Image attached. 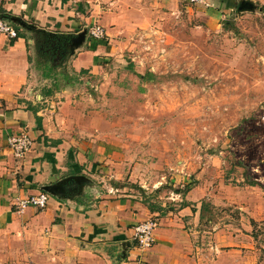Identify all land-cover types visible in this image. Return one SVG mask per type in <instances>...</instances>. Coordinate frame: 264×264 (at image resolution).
Masks as SVG:
<instances>
[{"label": "rangeland", "instance_id": "rangeland-1", "mask_svg": "<svg viewBox=\"0 0 264 264\" xmlns=\"http://www.w3.org/2000/svg\"><path fill=\"white\" fill-rule=\"evenodd\" d=\"M249 1L178 0L101 42L89 26L90 45L108 51L83 75L81 105L126 163L122 182L159 214L179 211L187 194L192 208L214 205L187 224L193 264H264V0Z\"/></svg>", "mask_w": 264, "mask_h": 264}, {"label": "crops", "instance_id": "crops-1", "mask_svg": "<svg viewBox=\"0 0 264 264\" xmlns=\"http://www.w3.org/2000/svg\"><path fill=\"white\" fill-rule=\"evenodd\" d=\"M178 4V0H0L12 18L34 21L49 31L77 35L99 22L114 37L146 27ZM12 18L9 23L21 26ZM32 43L25 37L0 35V264H193L195 245L187 224L199 222L200 208L194 212L190 203L195 200H188L187 194L190 206L160 215L149 209L150 202L141 194L129 192L120 169L126 163L118 162V152L101 140L93 121L86 122L96 118L81 105L84 82L89 80L83 75L72 82L60 79V87L47 94L54 88L53 80L44 78L30 60ZM91 43L87 38L76 50L69 61L71 70L100 71L107 46L90 49ZM23 131L34 145L18 158L9 138ZM72 175H85L91 183L69 198L50 194L45 208L18 210L20 199L46 192L44 186ZM157 215V241L142 250L134 240V227Z\"/></svg>", "mask_w": 264, "mask_h": 264}, {"label": "trees", "instance_id": "trees-1", "mask_svg": "<svg viewBox=\"0 0 264 264\" xmlns=\"http://www.w3.org/2000/svg\"><path fill=\"white\" fill-rule=\"evenodd\" d=\"M0 16L6 21H10L13 17L11 14L7 13L0 6ZM18 31V37H25L32 39L34 41L33 45L36 50V57L29 56L30 60L34 62L37 69L42 73V76L47 79L53 80L54 88L49 89L47 94H52L54 89L59 88L61 83L60 79H63L65 82H72L73 80L79 78V76L89 73V70L83 69L80 72H76L70 69L69 61L71 60V42L72 39L76 36L74 33H64V32H53L47 29L38 27V25L31 21L27 22L26 28L21 26H16ZM17 37V38H18ZM104 39H94V41L101 42ZM30 46V44H29ZM95 46L89 45L90 49H95ZM142 79H149L150 74H138ZM36 110V109H34ZM39 127L40 120H39ZM257 184V183H255ZM191 186H188L187 189H190ZM182 206H190L186 201L183 202ZM149 209L152 212L158 211L153 204H148ZM214 205L206 200L201 202L200 207V221H204L207 217V213L211 212V208ZM161 209V208H159ZM193 211H197L196 208H192ZM164 209H161L160 215H164ZM156 218V217H155ZM157 219V218H156Z\"/></svg>", "mask_w": 264, "mask_h": 264}, {"label": "built area", "instance_id": "built-area-1", "mask_svg": "<svg viewBox=\"0 0 264 264\" xmlns=\"http://www.w3.org/2000/svg\"><path fill=\"white\" fill-rule=\"evenodd\" d=\"M192 1H203L204 0H192ZM0 35H5L10 39L18 37L17 29L8 21L0 16ZM90 35L95 39H104L106 31L100 25H93L90 28ZM9 145L12 148L14 155L18 158H22L27 155L34 145V140L27 131H23L17 135H13L9 138ZM50 194L47 192H40L38 194L31 195L26 198L20 199L16 206L18 210L23 211L29 206H36L39 208H45L49 202ZM159 225L158 220L155 217H150L138 223L134 227V240L138 247L142 250H148L152 248L156 241V230Z\"/></svg>", "mask_w": 264, "mask_h": 264}, {"label": "water", "instance_id": "water-1", "mask_svg": "<svg viewBox=\"0 0 264 264\" xmlns=\"http://www.w3.org/2000/svg\"><path fill=\"white\" fill-rule=\"evenodd\" d=\"M254 7L255 5L253 4V2L249 0H241L239 5L240 10L253 9ZM12 20L13 22L21 25L22 27L27 26V22L23 21L19 17H14L12 18ZM87 38L88 29H84L72 39L70 45L71 55H74L76 53V50L84 45ZM86 183H91V179H89L85 175H72L58 181L55 184L44 186L43 190H45L49 194H52L53 196L69 198L72 194L83 191V186H85ZM68 193H70L69 196Z\"/></svg>", "mask_w": 264, "mask_h": 264}]
</instances>
